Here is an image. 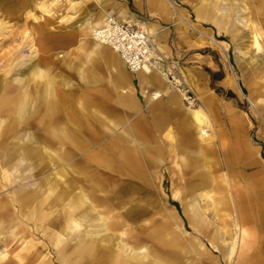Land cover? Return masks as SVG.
Wrapping results in <instances>:
<instances>
[{
  "label": "bare ground",
  "instance_id": "6f19581e",
  "mask_svg": "<svg viewBox=\"0 0 264 264\" xmlns=\"http://www.w3.org/2000/svg\"><path fill=\"white\" fill-rule=\"evenodd\" d=\"M56 1H50V4ZM65 1L73 12L84 10V6L91 1L97 4L95 10H100L98 16L91 13L85 17L84 37L79 43L84 52L83 60L89 64L79 72L80 80L86 86L99 82L94 65L108 54V64L116 72V81L112 85L126 88L129 80L136 77L147 113L159 129H163L167 119L162 111L166 102L172 108H184L187 117L182 118V124L195 129L201 143L211 141L203 106L211 102L213 92L202 79L186 72L183 65L174 64L178 81L185 84L201 102L197 106L192 102L184 105V91L176 90L169 83L166 71L171 67L162 61L171 54L166 27L157 21L137 19L122 7L111 17L109 6L113 2L110 0ZM146 1L152 16L160 21L170 18L172 11L167 0ZM181 1L190 3L196 20L210 22L218 32L233 34V22L238 18L236 4L221 5V0ZM197 1L200 3L197 4ZM241 1L250 15L246 21L252 28V41L258 49H264V0ZM16 2L0 0V11L6 6L8 15H12L17 10ZM41 7L48 10L49 5L43 2ZM173 12L172 16L179 17L202 37L224 49L223 43L226 42L213 38L211 28L193 26L178 9ZM3 18L1 11L0 32L6 26ZM110 18L133 23L150 33L155 46L163 54L159 56L160 61L149 60L140 69L129 70L121 56L94 35V31ZM28 45L32 48V38ZM31 58L32 55H11L0 63V194L9 186L13 187L12 191L0 195V264L264 263L261 249L258 251L260 243L264 246V237L260 242L259 235L264 230V157L258 148L244 142L242 150L236 148L233 151L234 157L241 155L246 159L243 169L251 174V181L245 180L241 188H238L240 181L237 178H229L223 188L214 184L204 194L179 201L181 213L187 217L191 232L185 230L176 208L159 195L157 199L162 200L160 204L165 221L149 228L137 222L131 223L129 216H134L135 211L123 210L124 201L119 200L122 188L107 183L96 171L82 179L79 171L74 169L78 162L70 159L80 153L84 166L94 164L95 170L109 168L110 163L103 158L102 148L85 153L93 146L94 140L103 137V134L96 136L92 120L100 119L107 130L120 124L102 120L96 110L86 109L92 100L84 91L66 89L69 82L66 78L58 79L41 66L40 59L30 62ZM222 82L225 86L237 88L234 77L226 76ZM151 85L154 88L149 89ZM80 93L83 95V109L78 111L75 102ZM122 106L129 110L134 108L132 94L124 95ZM232 122L236 129L243 125L239 115L232 114ZM164 137L168 141L169 152H174V133L168 129ZM49 143L56 148L52 149ZM107 144L116 150L113 157H122L136 169H143V161L151 159L158 167L155 176L160 188L163 169L174 178L177 176L176 166L197 165L200 161L198 157H204L201 148L197 152L179 151L173 158L176 164L171 166L164 160L162 150L158 149L161 148L160 143H151L149 138L140 141L125 128L112 136ZM150 151H156V154L152 155ZM50 162L56 170L48 173ZM65 163L68 165L65 166ZM68 168L76 173L69 176ZM28 180H31L29 185H23ZM208 181L211 179L206 180L207 184ZM141 185L146 192H150L151 184L144 175ZM169 189L171 196L178 198L175 183L171 182ZM229 191V198L223 195ZM201 199L210 202L201 205ZM232 203V209L237 211L233 221L238 235L235 229L231 231L225 224L230 216L225 211ZM208 207L218 220L212 233L209 227L214 223L206 215Z\"/></svg>",
  "mask_w": 264,
  "mask_h": 264
},
{
  "label": "rangeland",
  "instance_id": "374dc122",
  "mask_svg": "<svg viewBox=\"0 0 264 264\" xmlns=\"http://www.w3.org/2000/svg\"><path fill=\"white\" fill-rule=\"evenodd\" d=\"M50 1L53 0H17L15 3L17 10L12 15H8L6 6L2 7L3 21L6 22V26L3 32H0V63L6 61L11 55L13 57L32 55L30 62L40 59L41 66L50 71L52 75L59 77L58 79L66 78L69 81L66 89L84 91L92 100L89 108L86 109L96 110L102 120L118 122L120 125L107 130L104 129L100 119L92 120L96 136L103 134V137L94 140L93 146L85 153L102 148L103 158L109 161L110 167L107 169L100 167L95 170L94 164L84 166L83 158H80L81 154L79 153L70 158L76 159L78 162L74 169L76 172L79 171V176L83 179L96 171L107 180V183L122 188L123 192L119 200L124 201L123 210L130 213L135 211L134 216H129L131 223L136 224L137 222L139 225L149 228L165 221L160 204V200L163 199L176 208L185 230L187 233L191 232L187 217L181 213L179 201H187L190 197L204 194L214 184L223 188L227 186L225 181L229 178H237L240 181L238 188H241L240 185L244 184L245 180L251 181L250 172L243 169L246 167V159L241 155L239 158L233 155L236 148L242 150V143L248 142L251 147L258 148L264 157V49H258L252 41V28L246 21L250 15L246 7L241 0H233V2L221 0V5L236 4L238 18L233 22V34L229 35L218 32L210 22L196 20V14L190 3H184L181 0H167L172 12L169 14L170 18H166L165 21H160L157 17L152 16L146 0H110L113 2L109 6L111 17H114L118 9L122 7L133 13L137 19L146 22L157 21L166 27L168 29L167 44L170 46L171 54L162 61L170 66L183 65L186 72L202 79L212 90L211 102L203 106L208 119L206 130L211 136V141L201 143L195 129L182 124V118L187 117L184 108L169 109L162 106V111L167 119L163 129H159L153 118L149 117L147 113L136 77L129 80L126 88L113 86L112 84L116 81V72L108 64L106 59L108 54L104 55L105 59L97 61L94 65L95 73L100 77L99 82L92 86H86L80 80L79 72L85 70L89 64L83 60L84 52L80 49L79 43L84 37L82 30L84 21H86L85 17L91 13L98 16L100 10H95L97 4L94 1L84 6V10L81 9L77 12H73L65 0H58L54 4H50ZM198 1L197 4L200 3ZM43 2L49 5L48 10L41 7ZM176 9L193 26L211 28L210 32L213 38L226 42L223 43L224 49L222 50L220 46L202 37L193 27L182 22L179 17L175 16L176 19H174L172 14ZM30 38L33 40L32 48L28 45ZM157 52L159 56H163L158 48ZM226 76L234 77L237 88L223 84L222 80ZM207 78H209L208 81ZM190 92L196 98L194 105H200V100L191 90ZM129 93L132 94L135 102L132 110L122 106L124 95ZM82 100L83 95L80 93L78 101L75 102L78 111L83 109ZM184 105L188 106V103L184 101ZM232 114L239 115L243 119L240 129L234 127ZM124 128L140 141L149 138L151 143H160L161 148L158 149L162 150L164 160L171 166L176 164L173 158L179 151L197 152L201 148L204 157L197 156L200 160L197 165L183 168L176 166L177 176L174 178L163 169L160 188L159 185L157 186L155 176L158 173V167L151 159H145L143 161L145 167L139 170L122 157H113L116 150L107 142L112 136L121 133ZM168 129L174 133L176 138L172 153L169 152L168 141L164 137ZM49 145L52 149L56 148L51 143ZM126 146L128 148V145H125V148ZM150 153L154 155L156 151H150ZM51 154H53L52 151ZM133 156H137V153H133ZM67 165L65 163V166ZM48 167V173L56 170L52 162ZM68 169L69 176L76 173ZM143 175L151 184L150 192H146L141 185ZM207 179H211L208 184ZM29 182L31 180L26 181L23 185H29ZM171 182L176 185L179 192L178 198L174 199L170 194ZM12 190L13 187L9 186L0 195ZM230 194L229 191L223 195L229 198ZM158 195L161 198L159 200L157 199ZM207 202L210 200H200L201 205H205ZM232 207H234L233 203L227 205L225 211L230 215L227 218L228 223L225 224L231 231L235 229L233 216L237 213ZM208 208L206 215L214 223L209 227L210 233H212L218 220L213 217L211 207ZM259 233L261 242L264 230ZM235 234L238 235L237 228ZM259 246L258 251L261 249L262 255H264V246L262 243ZM233 259L236 260L235 257ZM258 263L264 264L263 262Z\"/></svg>",
  "mask_w": 264,
  "mask_h": 264
},
{
  "label": "built area",
  "instance_id": "2783aa9c",
  "mask_svg": "<svg viewBox=\"0 0 264 264\" xmlns=\"http://www.w3.org/2000/svg\"><path fill=\"white\" fill-rule=\"evenodd\" d=\"M94 35L102 43L110 45L123 59L131 71L140 69L146 61H160L152 36L142 27L130 22L117 21L110 18L103 26L94 31ZM166 71L169 83L176 90L184 91V101L196 103L190 90L178 81V73L174 65Z\"/></svg>",
  "mask_w": 264,
  "mask_h": 264
},
{
  "label": "crops",
  "instance_id": "0c3cea01",
  "mask_svg": "<svg viewBox=\"0 0 264 264\" xmlns=\"http://www.w3.org/2000/svg\"><path fill=\"white\" fill-rule=\"evenodd\" d=\"M207 77V76H206ZM208 79L209 78H207V81H208ZM136 80H137V83H138V88H139V92H140V87H139V81H138V79L136 78ZM149 89H152V88H154V85H151L150 87H148ZM147 88V89H148ZM163 107H166V108H169V109H172V106H171V104H168V103H166V102H164V104H163Z\"/></svg>",
  "mask_w": 264,
  "mask_h": 264
}]
</instances>
